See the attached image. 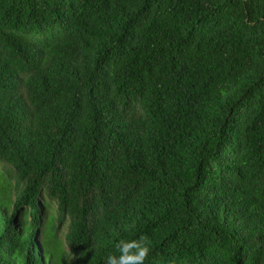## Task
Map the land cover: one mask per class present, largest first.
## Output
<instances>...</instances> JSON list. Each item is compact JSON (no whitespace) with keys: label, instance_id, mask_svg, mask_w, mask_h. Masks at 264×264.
<instances>
[{"label":"trees","instance_id":"trees-1","mask_svg":"<svg viewBox=\"0 0 264 264\" xmlns=\"http://www.w3.org/2000/svg\"><path fill=\"white\" fill-rule=\"evenodd\" d=\"M264 264V0H0V264Z\"/></svg>","mask_w":264,"mask_h":264},{"label":"clouds","instance_id":"clouds-1","mask_svg":"<svg viewBox=\"0 0 264 264\" xmlns=\"http://www.w3.org/2000/svg\"><path fill=\"white\" fill-rule=\"evenodd\" d=\"M150 246L143 237L117 241L113 253L104 258V264H145Z\"/></svg>","mask_w":264,"mask_h":264}]
</instances>
